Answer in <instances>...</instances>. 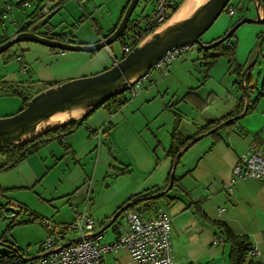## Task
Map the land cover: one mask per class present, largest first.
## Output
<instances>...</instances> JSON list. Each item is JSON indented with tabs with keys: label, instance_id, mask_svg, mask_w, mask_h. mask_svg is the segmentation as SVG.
Segmentation results:
<instances>
[{
	"label": "rangeland",
	"instance_id": "1",
	"mask_svg": "<svg viewBox=\"0 0 264 264\" xmlns=\"http://www.w3.org/2000/svg\"><path fill=\"white\" fill-rule=\"evenodd\" d=\"M252 1L230 0L228 6L234 7V15L228 14L226 10L223 11L212 26L201 36V40H208L211 36L224 32L221 24L224 23L225 19L233 25L237 19H241L244 16L254 18L256 11ZM15 2L13 0V5L17 7ZM121 2L122 0H65L64 5L47 20L49 23L46 24L55 26L56 33L65 31L69 36L73 34L72 40L74 41L78 39L93 40V38L100 37L102 33H106L110 22L114 24L117 21L119 16L118 7ZM241 4L242 7L240 8L239 5ZM35 5L36 2L31 7L22 9L31 13ZM151 12L152 10L147 14ZM135 13L136 10L133 15ZM45 20L46 17H42L40 19V25ZM30 29H33V27H30ZM117 45V41L108 45L113 55L118 54ZM13 52L18 55H25L33 69L30 74L22 72L21 63ZM11 53L12 55L10 57H7V54L0 56V79L2 80L19 81L29 78L35 82L38 88L43 90L45 88L44 82L46 81L57 80L63 83L71 79L79 78L75 77L65 80L60 77L71 66V63H63L65 62L63 58L57 59V56L62 53L61 50H52L39 43L22 41L12 46ZM79 53L85 52L79 51ZM195 53V48L187 49L172 63L174 64L178 59L179 61L183 60L184 56L194 55L192 57L193 62H185L183 67V71L190 73L187 77V82L191 85H196V83L200 84V92L204 96L210 90L219 92L218 85H215L207 77V74L211 71V65L206 70L203 60L197 59ZM254 54L255 47L248 62H250ZM258 58V61L251 67L250 84L253 86H260L262 78L260 80L258 79L264 72V66L262 65L260 73H257L260 66L259 63L263 60V57L260 55ZM219 59L216 61V65L212 67L213 76L218 78L222 83L229 76L236 77L229 70L227 59L225 57H220ZM110 64L111 53L109 51L100 52L96 56L93 65L97 67H94L91 72L92 74L98 73L103 70L100 69L98 71L100 65L109 66ZM156 70L153 68L149 73H156ZM170 70L171 68L169 66L168 71L170 72ZM38 79L41 81H37ZM185 81L186 79H178L177 81H173L170 86L172 89L175 88L178 91H182L186 84ZM149 82L150 80H146L142 86L145 87V83L148 84ZM159 88L160 94L157 96L155 93L157 90H154L155 92L153 94L156 99L152 103L148 102L151 103L150 106L135 105L134 103L136 101L130 103L139 92L137 95L131 97L129 91H126L125 94L130 96V99L129 102L120 107L121 109L119 108V110L117 109L116 112L112 113L102 107L96 109L86 121L97 130H103L113 125L109 130L110 133L107 136H104L103 132L99 134L94 133L92 136L95 138L92 137V142L88 143L85 142V138L81 132V129L84 130V128L81 127L75 133L73 132L65 136V143H67L68 139L75 134L74 148L76 154H73L72 151L69 152L70 148L69 150L65 148L64 143L60 144L58 139H53L48 144L42 146H46L45 148L48 151L50 150L49 147L52 146L61 147L63 153L56 161L60 163L59 167H62V169H55L57 164L51 165V168H48V171L44 173V177L42 176L41 180L35 184L33 183L34 185L25 187H14L12 185L19 183L16 171L13 170L15 165L10 169L0 171V187L2 189L0 204L6 205L0 214V251H3L6 245L12 243L14 247L20 248L23 252H33L38 249L39 244L46 238L49 233L48 227L70 222L75 214L74 209L76 211H82L85 206L89 208L95 202H107L111 210L115 208L121 198L138 187V184L140 186L152 185L155 182L162 181L167 176L165 169L163 171L161 169L162 161L166 159V156L160 152L162 149H160V145L157 142L158 139L166 138V130L165 127L163 128L161 126V122L163 123L166 118L171 119V115L165 113L153 114L157 112L160 107V98L165 94L162 89L163 87L159 86ZM33 90L28 92L33 93ZM174 92L168 91L165 96L164 105L170 104L172 108V106L175 107L179 104L180 106L177 107L179 110H186L184 113L187 118L186 121L182 122V125L188 126L187 122L193 117V111L195 109L191 107L192 100L190 98L184 102V100L180 99V95L183 93L178 98L175 97V99L172 95ZM224 102L225 99L222 97L215 104L218 105ZM21 106L22 100L19 96L1 95L0 118L17 113ZM192 109L193 111L189 113V110ZM195 111L197 112V110ZM150 114L153 115L150 116ZM180 119L182 121L181 116ZM155 137H158V139ZM208 139L209 136L202 138L197 142V146L194 144V146H191L180 157L175 171V177L180 178V184L183 178L182 174L184 173L183 165L185 166L187 164L188 167L195 164L203 150L200 146L202 145L201 143H204ZM2 160L3 158L0 156V161ZM122 169L125 170L124 173H122ZM74 184L77 187L79 186L78 188L76 187L75 191L72 189V185ZM85 185L88 186L87 193L81 191ZM179 188V186H176V189L179 190ZM175 192L176 190L170 189L168 195L175 196ZM179 197L183 198V196ZM177 200L175 199L172 202L159 200L157 205H162L167 213L170 214L168 209L172 204L177 203ZM178 205L180 204L178 203ZM33 217H36V220L26 222ZM176 221V218L171 217L172 230L177 228L176 224H174ZM100 228H103L102 224L97 229ZM112 233L111 227L105 229L104 235L99 238L100 242H103L104 238L106 239ZM73 236L75 234L68 235V237ZM4 239L9 243L3 242L2 240Z\"/></svg>",
	"mask_w": 264,
	"mask_h": 264
},
{
	"label": "crops",
	"instance_id": "2",
	"mask_svg": "<svg viewBox=\"0 0 264 264\" xmlns=\"http://www.w3.org/2000/svg\"><path fill=\"white\" fill-rule=\"evenodd\" d=\"M127 1L128 0H122L121 4H119V16L117 21L114 24L110 22V26L108 25L106 33L118 22L121 15V10L126 5ZM154 2L155 0L140 1L135 9L136 13L132 15V17L134 18L138 15H147L149 11L153 10ZM6 3L13 4V0H0V42H2L5 38L13 36L24 26L27 25V30H30V27H33L38 23V19L32 17V12L28 13L19 6L13 7L10 10H6ZM62 5H64V2ZM62 5L59 7V9L62 7ZM239 20L240 18L235 22ZM230 23L231 22L225 19L224 23L221 24L224 32H221V34L215 36H211L208 38V40L202 41L204 43H210L221 37L232 25ZM55 29V26L46 24L44 26H40L37 30H35V32L43 33L51 31L52 33H56ZM263 32L264 24L244 23L238 28L233 39L236 41L235 56L239 65H246L253 54L256 42ZM59 33H65V31H60ZM106 33H102L100 37L93 38V40L78 39L74 42L84 44L96 43L100 41ZM70 35L71 36H69V34L67 35L68 39H72L73 34ZM117 44L118 54L116 55H113L110 51L111 48L108 47L85 53H79V51H62V53L57 56V59L63 58L65 61L63 63H71V66L70 69L64 71L60 77L66 80L75 77H84L89 74L92 75L91 71L94 67H97L93 66L96 56L100 52L104 51H109L111 53V64L109 66L100 65L98 71H100V69L104 70L110 67L115 60H119L122 56V50L119 41H117ZM194 48L196 50V57L198 59L197 47L195 46ZM263 49L264 41L260 52V56L263 57V60H261L259 63L260 66L257 73H260V68L262 65L264 66ZM193 56H184L183 60L179 61L178 59L174 64L172 63L170 65L171 70L170 72L168 71V74H164L158 70H156V73H151L149 76L150 82L148 84L145 83V87H143L142 90H139V94L132 101H130V103L136 101L134 104L138 106H150L151 103L156 99L155 95L153 94V92H155L154 90H157L155 93L158 96L160 94L159 86L163 87L162 89L165 94L162 98H160V107L158 108L157 112L153 114L158 115L165 113L171 115V119L166 118L163 123L161 122V126L163 128L165 127L166 130V138H162L160 140L158 137H155L158 139L157 144L159 143L160 149H162L160 152L164 153L166 156V159L162 161L161 169L162 171L165 169L167 176L172 166V161L167 155V150L170 145L171 131L174 127L176 116L179 115V117L181 116L182 118V121L180 119L179 124V130L181 134L185 137L192 136L208 122L222 118L231 113L238 106L240 98L243 96L242 87L240 88L236 82L237 77L229 76L228 79L222 83L220 80H218V78L213 76L212 67L213 65H216V61L220 60V57L211 64V71L207 74L208 79L214 82L215 85H218L219 92L216 90H210V92L204 96V94L200 92V84H189V82H187V77L190 73L183 71L185 62L191 61L192 63ZM258 59L259 58H257L256 62ZM22 61L27 66V74H30L33 69L27 61L25 55H22ZM228 67L229 70L232 71V68L229 64ZM263 76L264 72L261 74L258 80H260ZM178 79H186V84L184 85L182 91L180 90L181 92L178 91V89H172L170 86L173 81H177ZM37 81L41 80L38 79ZM46 82L60 83L57 80ZM168 91H175L172 93L174 98H178L179 95L183 93L180 95V99L184 100V102L191 98V107L195 109L194 111L193 109L189 110V113H191L190 111H193L194 113L193 117L190 118L191 120L187 122V125L190 127L182 125V122L186 121L187 116L184 113L186 110H179V108H177L180 106L179 104H177L175 107L172 106L175 103L172 104V108L170 107V104H167L166 106L164 105L165 96L167 95ZM190 91H193V93L187 96V98H184V96ZM258 92L259 86H254V88L250 90L249 102L254 101ZM125 97L127 98V102H129L130 97L127 94H125ZM222 97L225 99V102L218 105L215 104L219 98ZM204 101L207 102L206 105H204ZM102 108L110 112L107 108ZM195 110H197V112ZM116 111L117 110H112V112ZM153 114H150V116ZM112 126L113 125H110L109 127L102 130L104 136L109 135V130L112 128ZM80 127L84 128V130L81 129V132L86 143L92 142V134H99L98 130L93 128L91 124L88 123V121H85ZM217 131V135L213 134V132L204 136H209V139L204 141V143H201L202 145L200 146L203 148V150L195 164L188 167L187 164L185 166L183 165L184 173L182 174L183 178L181 179V186L184 188L185 192L177 189L175 196L176 199H178V202L174 205L172 204L168 209L170 212V214H168L170 218L173 217L177 219V221L174 223L176 224L177 228L174 230L171 228L172 253L176 264H227L229 244L225 241L223 244H213V239L215 237L222 236L220 228L215 225L217 222H224L232 230V232L237 235H247L251 241V244L260 251V255L254 259L264 261V183L255 179H245L235 182L231 186V190L228 189L233 168L240 159L241 155L249 151L252 145H255L259 151L264 153V96L260 97L255 102L253 109L250 112L238 118L232 125H228ZM74 136L75 134L70 139H68L67 143H65V139H63V142L65 143V148L68 150L70 148L69 152L72 151L73 154H76L74 148ZM197 142L194 143L195 146H197ZM194 144L192 146H194ZM45 147H40L34 152L35 154L32 153L28 155L13 167V170L16 171L17 179L19 181V183L12 184L14 187L34 185L36 182L41 180V177L45 175L44 173L48 171V168H51V165L57 164L55 169H62V167H59L60 163L56 161L63 153L61 147L52 146L49 147V151ZM2 161H0V163ZM124 171L125 170L122 169V173H124ZM167 176H165L162 181L155 182L152 185L140 186L138 184V187L121 198V200L116 204L115 208H112L111 210L107 202H95L91 207H87L88 212L96 220L95 231L99 230L97 228L100 224H102L104 227L106 224L104 225L103 222L108 220L113 215V213L133 195L142 193L154 186L163 187L166 184ZM76 187V184L72 185L73 191H75ZM179 196H183V198H180ZM178 203L180 205H178ZM156 207H162L165 210L162 205H156ZM218 208L222 209L220 213L218 212ZM153 209L154 207H152L149 211H145V214L151 215L153 213ZM74 211H76V209H74ZM110 227L113 233L108 235L106 239L104 238L103 242H110L117 235V227ZM104 231L105 230H103V232L100 234V238L104 235ZM38 252L39 249H36L33 252L23 253L25 256H32L38 254ZM115 262L119 264H138L125 250H116L114 252L108 253L105 256V263L113 264Z\"/></svg>",
	"mask_w": 264,
	"mask_h": 264
},
{
	"label": "water",
	"instance_id": "3",
	"mask_svg": "<svg viewBox=\"0 0 264 264\" xmlns=\"http://www.w3.org/2000/svg\"><path fill=\"white\" fill-rule=\"evenodd\" d=\"M139 1L142 0H130L115 30L110 35L96 43L84 44L60 41L42 36L40 33L35 32V30H37L40 26H44L48 23L47 20H49V18L57 11L54 10L45 15L46 20L41 25L40 19L42 17H37L38 23L33 26V29L19 30L13 36L0 42V55L14 44L22 41L39 43L49 48H55L61 51L93 52L101 48H106L109 44L116 41L126 32L128 22L131 19ZM229 2L230 0H204L187 17L159 29L172 17V14L169 19L152 32L145 35L134 48H132L123 58L113 63L110 67L98 73L71 79L39 91L37 94L33 95L28 100L26 106L20 109L17 113L0 118V147L24 143L38 137L50 129L67 124L71 120L82 118L95 107L103 105L117 93L128 90L139 78L151 70L153 64L159 58L174 47L195 45L198 48L208 50L224 42L236 31L239 26L244 23L264 24V10L262 2L261 0H253L252 2L256 11V16L254 18L244 16L239 21L235 22L220 38L210 43H204L201 40V36L217 20ZM239 7L241 8L242 4L239 5ZM263 41L264 32L256 43L253 58L250 62L246 63L241 73V86L244 97V107L242 112L220 122L208 131L196 135L184 147H182L174 157L169 180L163 190L151 195L137 197L123 204L113 213L103 228L90 235H84V237L100 235L103 230L110 227L111 224L127 208L149 198L158 197L167 193L172 188L176 166L182 154L202 137L234 123L238 118L242 117L246 113L250 102L249 94L245 86V77L250 72L251 67L256 63L263 46ZM76 108L83 110L79 116L70 117L64 123L55 126L40 128V124L46 122L54 114L71 112ZM81 191L87 193L88 186L85 185ZM80 238L81 237H76L72 240L74 241ZM12 248L14 249V247ZM50 252L51 251L38 253L32 256H23V260L27 262L44 256Z\"/></svg>",
	"mask_w": 264,
	"mask_h": 264
},
{
	"label": "built area",
	"instance_id": "4",
	"mask_svg": "<svg viewBox=\"0 0 264 264\" xmlns=\"http://www.w3.org/2000/svg\"><path fill=\"white\" fill-rule=\"evenodd\" d=\"M15 4L21 8H28L36 2L33 11L37 17H43L54 10H58L65 0H15ZM174 0H155L154 8L150 14L138 15L140 22L163 24L170 16V8ZM14 5L5 4V9L10 10ZM229 14H234V7L228 6ZM146 17V18H144ZM103 39V38H102ZM195 45L178 46L168 50L152 66L167 74L172 62L187 49ZM107 48V47H106ZM132 49V43L121 46L122 55H126ZM20 59V57H18ZM118 61L115 60L114 63ZM27 73V66L22 68ZM147 72L139 78L129 89L130 96L137 95L143 88L142 84L149 80ZM129 96V97H130ZM98 132H102L98 129ZM255 179L264 183V153L252 145L246 153L241 155L235 164L228 189L241 180ZM222 211L218 208V212ZM48 225V223H47ZM96 220L88 212L87 206L82 211H75L70 222L48 227L49 233L39 244V253H50L37 259L27 261L26 264H107L105 256L116 250H125L138 264H176L173 258L171 245V218L162 207H154L153 213L147 215L144 212L127 211L117 222V235L110 242H100V235L84 237L95 232ZM69 234H75L68 237ZM81 237L77 240H72ZM222 236L213 239V244H223ZM260 251L251 244L248 256L257 257ZM119 264V263H113Z\"/></svg>",
	"mask_w": 264,
	"mask_h": 264
},
{
	"label": "trees",
	"instance_id": "5",
	"mask_svg": "<svg viewBox=\"0 0 264 264\" xmlns=\"http://www.w3.org/2000/svg\"><path fill=\"white\" fill-rule=\"evenodd\" d=\"M129 1L130 0H128L126 5L122 8L121 15H120L118 22L111 29H109L107 31V33L102 38L107 37L108 35H110L115 30V28L117 27L121 17L124 14V11H125L128 3H129ZM183 1L184 0H174V3L170 8V16L177 11V9L179 8V6L181 5V3ZM261 2H262L263 10H264V0H261ZM227 8H228V5L224 9V11L225 10L227 11ZM31 15L34 18L37 17L35 11H33L31 13ZM170 16H169V18H170ZM144 18H146V17H144ZM146 21L147 20L140 22L138 19H136V17L133 18L131 16V19L129 20L127 28H126V32L122 36H120L116 41H119L121 46H124V45L128 44V42H130V43H132V48H134L136 46V44L145 35L149 34L154 29H156L157 27L160 26V25H157L156 23H148ZM20 30H27V26L22 27ZM40 35L48 37V38H52V39H57L60 41H68V42L75 43L74 40H72L71 38L68 39L67 34H65V33H52L51 31H47V32L40 33ZM234 35H235V33H233L229 38H227L221 44H219V45H217L211 49H208V50L201 49V48L197 47V53H198V59H201L204 61V67L206 70L217 58H219L221 56L225 57L228 60V64L232 68V73H234L237 77V79H236L237 84L241 88L242 87L241 86V83H242L241 73H242L245 65H239L236 61V56H235L236 41L233 39ZM6 39L7 38H5L4 40H6ZM11 48L12 47L5 50L1 55L7 54V57H10L12 55ZM108 48H109V46H108ZM51 49L52 50H59V49H55V48H51ZM14 54L16 55L17 58L20 57L19 61L21 63V69H22L23 66L25 65L22 61V55L21 54L18 55L16 53H14ZM123 57H124V55H122L120 57V59ZM250 79H251V70L245 77V86H246V90H247L248 94H249L250 90L252 88H254V86L250 84ZM44 84H45L44 89H46V88L55 86L59 83H57V82H45ZM33 88H34V90H33ZM31 90H33L34 92L29 93L28 91H31ZM41 90L42 89L38 88L36 86L35 82L29 78L19 80V81L0 80V96L1 95L19 96L22 100V106L20 109L25 107L28 100L33 95L37 94ZM126 91H128V90H125L121 93H117L112 98H110L108 101H106L103 105L95 107L93 110L88 112L85 116H83L80 119L71 120L67 124L58 126L56 128H53V129H50V130L46 131L45 133L39 135L38 137H36L32 140L26 141L24 143L12 144L9 146L0 147V156L3 158V161L0 163V171L10 169L14 165H16L18 162H20L24 158H26L28 155L37 151L40 147L48 144L53 139H58L63 144L64 143L63 142L64 137L69 135V134H72L75 130H77L96 109H98L100 107H105L110 112H112V110H117L118 108H120L122 105H124L127 102V98L125 97ZM192 93H193V91H190L188 94H186L184 96V98H187V96H189ZM263 96H264V76L262 77L261 82H260L259 92L256 95L254 101L250 102L246 113L250 112L253 109L255 102L260 97H263ZM203 103H204V105L207 104L206 101H204ZM243 107H244V98L242 96L240 98V102H239L238 106L231 113H229L228 115H226L222 118L215 119V120L208 122L206 125L201 127L199 129V131H197V133H195L192 136H188V137L183 136L179 130L180 117H179V115H177L175 118L174 127L171 131L170 145H169V148L167 150V155L171 158L172 163H173L174 157L176 156L178 151L182 147H184L193 137H195L196 135H198L200 133L208 131L209 129H211L215 125L219 124L220 122H222V121H224V120H226L232 116L238 115L239 113L242 112ZM232 124L233 123H231L230 125H232ZM213 134L217 135L218 131L214 132ZM64 146H65V143H64ZM179 161H178V163H179ZM170 171H171V169H170ZM169 175H170V172L166 178V184L163 187L154 186L150 189L145 190L142 193L133 195L132 197L127 199L123 204H125V203H127V202H129V201H131L137 197L151 195L153 193H157V192L163 190L167 185V182L169 180ZM179 179L180 178H176V177L174 178V182H173L171 189L177 190L176 186H179L180 191L185 192L184 188L180 184ZM168 192L165 194H162L158 197L149 198L147 200H144L142 202H139L138 204H135V205L127 208L111 224V226L116 227L119 218H121L125 214V212H127V211L145 212V211H149L152 207H156L157 202L159 200L160 201L166 200V202L174 201L176 199V196H169ZM1 193H2V189L0 187V194ZM5 206H6L5 204H0V214H1L2 209L5 208ZM32 220L33 221L36 220V217H33V218L27 220L26 222H30ZM108 220L103 222V224H106V222H108ZM17 223H19V222H17ZM215 225H217L220 228L224 241L229 244V253L227 256V264H264V261L256 260L253 257L248 256V250L250 249L251 241L247 235L235 234L234 232H232V230L224 222H217V223H215ZM2 241L6 242L7 244L9 243L6 239H4ZM12 247H14V245L12 243H9L8 245L5 246V249L3 251H0V264H26L27 262H25L23 260V256H25L23 251L20 248L14 247V249H13Z\"/></svg>",
	"mask_w": 264,
	"mask_h": 264
},
{
	"label": "bare ground",
	"instance_id": "6",
	"mask_svg": "<svg viewBox=\"0 0 264 264\" xmlns=\"http://www.w3.org/2000/svg\"><path fill=\"white\" fill-rule=\"evenodd\" d=\"M204 0H185L178 10L172 15V17L159 29L182 20L191 14ZM158 29V30H159ZM83 112L82 109H74L71 112L56 113L51 116L46 122L40 124V128H46L47 126H55L64 123L70 117H77Z\"/></svg>",
	"mask_w": 264,
	"mask_h": 264
}]
</instances>
